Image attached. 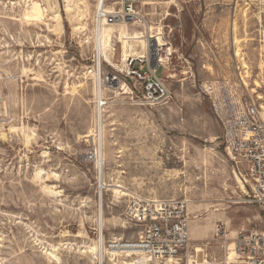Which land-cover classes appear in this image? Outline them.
I'll list each match as a JSON object with an SVG mask.
<instances>
[{"label": "rangeland", "instance_id": "rangeland-1", "mask_svg": "<svg viewBox=\"0 0 264 264\" xmlns=\"http://www.w3.org/2000/svg\"><path fill=\"white\" fill-rule=\"evenodd\" d=\"M29 2L0 0V264L135 261L107 249L110 240L137 238L124 215L131 195L185 201L187 254L152 264L220 256L215 224L230 239L242 226H259L261 212L245 200L226 158L214 108L241 94L264 107V13L256 0H145L144 25L113 24L108 59L96 45L98 0H73L69 9L65 0H38L45 16L37 23L20 20ZM145 27L153 29L146 36L159 27L175 49L158 71L172 97L155 107L137 104L125 86L103 84L124 66L119 33ZM144 42L132 50L144 53ZM99 91L107 100L101 110ZM93 149L102 157L96 167L86 159ZM116 184L127 196L113 191ZM100 235L102 252H84Z\"/></svg>", "mask_w": 264, "mask_h": 264}, {"label": "built area", "instance_id": "built-area-1", "mask_svg": "<svg viewBox=\"0 0 264 264\" xmlns=\"http://www.w3.org/2000/svg\"><path fill=\"white\" fill-rule=\"evenodd\" d=\"M144 2L98 0L95 20L98 24L104 20L107 24L144 25ZM256 6L264 13V0H256ZM161 40L164 41L163 37ZM173 53L175 49L170 41L158 42L155 36L148 35L144 53L129 57L122 69L106 75L103 84L113 89L125 86L135 96L137 104L147 107L166 104L172 91L158 71L170 61ZM95 104L101 110L107 100L100 93ZM214 108L223 127L221 143L226 158L243 187L245 200L259 208L262 218L259 226H242L231 239L223 224H215L212 238L219 243L222 254L216 258L204 254L199 264H264V107L259 99L241 94L218 99ZM101 158L100 149L90 150L86 156L95 167L100 165ZM124 215L128 223L138 227L137 238L110 240L107 242L109 252H138L150 259V264L187 254L189 218L184 200L131 195Z\"/></svg>", "mask_w": 264, "mask_h": 264}, {"label": "bare ground", "instance_id": "bare-ground-1", "mask_svg": "<svg viewBox=\"0 0 264 264\" xmlns=\"http://www.w3.org/2000/svg\"><path fill=\"white\" fill-rule=\"evenodd\" d=\"M28 1H30L27 5H28V7H25L24 8V10L22 11V13H21V15H20V20H22V21H24V22H35V23H37V22H41V20L44 18V16H45V12L43 11V9L38 5V0H28ZM66 1V6L68 7V9L69 8H71V6H72V2H73V0H65ZM98 4V3H97ZM246 8V7H245ZM240 11H245V9L242 7L241 9H240ZM243 14H244V12H243ZM53 16H54V18H58L59 16H58V14L57 13H54L53 14ZM234 18L232 19V21H231V23H230V25H231V30L234 32ZM75 24V26L73 27L74 29L75 28H77L78 26L76 25L77 24V22H75L74 23ZM130 25H132V24H130ZM97 26V25H96ZM113 26H115V25H113V24H107L104 20H100L99 21V24H98V26H97V38L96 39H98V41L96 40V45L98 46L97 47V49H98V52H99V56L100 55H104L105 56V58H109L108 56H109V54H108V51L109 50H111V44H112V41H113V38L115 37V30H114V27ZM126 26V25H125ZM140 26V25H139ZM127 27V26H126ZM148 30H149V32L151 33H153V29H152V27H150V28H146L145 27V30H143V31H138V32H132V33H129V32H127V30H123V31H121L120 33H119V35L117 36L118 37V41L121 43V64H125V61L129 58V57H131V56H133V55H136V54H142L141 53V51L139 52V51H135V50H132V45L134 44V42H136V43H138V42H141V40L142 39H144V45H143V51L142 52H144L145 51V49H146V34H147V32H148ZM158 31H157V33H155V34H153V36H155V38L157 39V41L159 42V39H161L162 37H161V35H162V33H161V31H160V28L158 27V29H157ZM151 33V34H152ZM232 34V33H231ZM234 34V33H233ZM233 39V44L235 45V54L236 55H240V53H239V51H238V49L236 50V47H237V42H238V39H236L235 37H233L232 38ZM139 44V43H138ZM138 44H136V45H138ZM135 45V46H136ZM261 63H263V61H261ZM241 65H242V68H243V70H244V73L246 74V73H248V65L241 59ZM241 76H243V75H241ZM245 77H242V79H244ZM241 79V80H242ZM245 80V79H244ZM95 84V83H94ZM257 85H259V84H257ZM123 89H125V87H123ZM97 90V89H96ZM73 91H75V88H73ZM100 91H101V89H100ZM99 91V93H101ZM95 92V91H94ZM96 92H98V91H96ZM99 93H98V95H99ZM97 94V93H96ZM11 129V128H10ZM13 129V128H12ZM40 171V175H41V170H39ZM39 171H37L38 172V174L36 173V176L38 175L39 176ZM52 175H53V173H52ZM55 176H56V174H54ZM47 176V175H46ZM47 178V177H46ZM237 181V180H236ZM238 181H239V179H238ZM239 183H240V181H239ZM116 188L115 189H113V191L116 193V194H123L124 195V193H123V191H122V189L123 188H121V186H119V185H117L116 184V186H115ZM119 188H121V189H119ZM241 188H243L242 186H241ZM50 188H48L47 190H49ZM51 190V189H50ZM124 196H127V194H125ZM100 221H103V219H101L100 218ZM99 224H100V222H99ZM101 235H100V240H98V242H96V243H93L92 245H90V246H87V247H85L86 248V250H83L84 252H90V253H92V254H98L99 252L101 253L102 252V248H103V246H102V243H101ZM109 253H118V254H124L126 257H129V256H131V255H133V256H139V257H137L136 259H135V263L136 264H150L148 261L150 260V259H148L146 256H144L143 254H141V253H138V252H129V251H125V252H115V251H110ZM50 254L54 257V258H56V259H59L58 257H57V255H55L54 253H53V251L52 252H50ZM171 263V262H173V259H168L167 261H166V263ZM165 263V264H166ZM188 263V262H187ZM122 264H134V261L133 262H122Z\"/></svg>", "mask_w": 264, "mask_h": 264}, {"label": "crops", "instance_id": "crops-1", "mask_svg": "<svg viewBox=\"0 0 264 264\" xmlns=\"http://www.w3.org/2000/svg\"><path fill=\"white\" fill-rule=\"evenodd\" d=\"M199 41H200V40H199ZM187 56H190V55H189V54H188V55H186V54H185V56H184V55H182V57H185V58H187Z\"/></svg>", "mask_w": 264, "mask_h": 264}]
</instances>
